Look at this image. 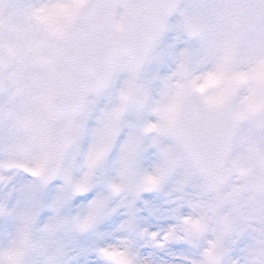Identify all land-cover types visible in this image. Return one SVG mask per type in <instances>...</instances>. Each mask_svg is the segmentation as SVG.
I'll return each mask as SVG.
<instances>
[{"label":"clouds","instance_id":"clouds-1","mask_svg":"<svg viewBox=\"0 0 264 264\" xmlns=\"http://www.w3.org/2000/svg\"><path fill=\"white\" fill-rule=\"evenodd\" d=\"M0 264H264V0H0Z\"/></svg>","mask_w":264,"mask_h":264},{"label":"snow or ice","instance_id":"snow-or-ice-1","mask_svg":"<svg viewBox=\"0 0 264 264\" xmlns=\"http://www.w3.org/2000/svg\"><path fill=\"white\" fill-rule=\"evenodd\" d=\"M181 248L182 245H180L179 243L169 244V246L164 251L158 252V256L166 260L168 259L166 252L178 253L181 250Z\"/></svg>","mask_w":264,"mask_h":264},{"label":"rangeland","instance_id":"rangeland-1","mask_svg":"<svg viewBox=\"0 0 264 264\" xmlns=\"http://www.w3.org/2000/svg\"><path fill=\"white\" fill-rule=\"evenodd\" d=\"M174 19H175V17H174ZM174 19H173V20H174Z\"/></svg>","mask_w":264,"mask_h":264}]
</instances>
